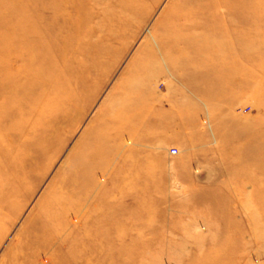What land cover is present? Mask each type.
<instances>
[{
    "label": "rangeland",
    "instance_id": "obj_1",
    "mask_svg": "<svg viewBox=\"0 0 264 264\" xmlns=\"http://www.w3.org/2000/svg\"><path fill=\"white\" fill-rule=\"evenodd\" d=\"M182 1L0 0V264H264V0Z\"/></svg>",
    "mask_w": 264,
    "mask_h": 264
},
{
    "label": "bare ground",
    "instance_id": "obj_2",
    "mask_svg": "<svg viewBox=\"0 0 264 264\" xmlns=\"http://www.w3.org/2000/svg\"><path fill=\"white\" fill-rule=\"evenodd\" d=\"M238 2H241V0H183L182 1V3L181 4H179V9H177L176 10V12L174 13V11H173V20L172 19H170V20H162V21H160L156 26H155V28H154V31H153V33H152V37H153V39H156V38H158V37H160V41L162 42V44L163 45H167V44H170V47H174L175 46V44H176V42H178V41H180V43H186V44H191V43H188V41H184V37L182 38L183 40H181L180 38L179 39H174V37H170L169 38V40H166L165 38H164V36H162L163 34H165L166 33V30L165 29H167V30H169L170 31V33L172 34V35H174L173 33L175 32V33H177V34H179V32L181 33L182 31H185V30H188V29H190V28H193V27H196V26H198V27H203V26H206V24H205V21H206V19H208V18H211V17H213V16H216V17H219V16H223L224 14L226 15V14H229L230 12H232V13H234L235 11L234 10H232V8H235L234 7V4L236 3H238ZM180 5H182V7L180 6ZM78 14H80V10H78ZM167 16L168 17H170L169 16V14H167ZM204 19V22L202 23V22H200V20L199 19ZM222 22H220V23H215V24H212L211 26L213 27V28H217V27H223L222 26ZM186 40V39H185ZM190 42V41H189ZM242 54H244L243 52H242ZM140 93H142V92H139V94ZM15 101H16V99H15ZM16 103V105H18V101L17 102H15ZM149 110L151 109L152 110V107H150L149 106V108H148ZM150 110V111H151ZM153 111V110H152ZM158 112L159 113H161V111L160 110H158ZM131 114V113H130ZM160 115V114H159ZM158 115V116H159ZM136 116H138V115H136ZM183 114L182 115H179V119H180V122H183L182 120H185V121H194L195 120V118L193 117V118H189V119H183ZM134 116H133V114H131L130 116H129V121H134V118H133ZM125 118V117H124ZM142 119L140 118V116L138 117V118H135V121L137 122H139V126H140V128H143L144 129V127H145V123H146V120H142ZM152 121H153V119H151ZM119 122V121H118ZM123 123H121L122 124V126H119V127H121L120 129V131L117 133V137H121V141H122V139H123V132H125V130L124 129H126L127 130V127L125 128V124H126V119H124L123 121H122ZM203 124H205V123H203ZM180 126H182V123H180ZM125 137V136H124ZM123 144V143H122ZM123 146V145H122ZM126 153V152H125ZM264 153V152H263ZM118 154V153H117ZM132 155H134V153H132L131 152V154H130V156H132ZM108 156H109V154H108ZM116 157H117V155H116ZM124 157L125 158H128V153L127 154H125L124 155ZM124 162H126V161H124ZM99 169L101 168V166H97ZM125 168V167H124ZM125 170V169H124ZM77 218H78V216L77 215H75L74 216V221L76 222L77 221ZM53 216L50 214H45L44 215V220H45V224L44 225H48L49 223H52V221H53ZM33 221V220H32ZM31 221V223H30V226H32L33 224V222ZM29 226V227H30ZM50 226V225H49ZM53 228H52V230L50 229L49 230V233H48V235L46 234V230H44V231H42V232H40V233H34L35 234V236L36 237H40V238H49V240H51L53 237H55L56 238V240L57 239H59L60 237L62 238V240H63V236H62V231H60L59 230V232H54L53 230H55L54 229V226H55V223H53L52 225H51ZM51 226H50V228H51ZM62 226V225H61ZM31 228V227H30ZM60 229V228H59ZM28 235V234H27ZM39 235V236H38ZM31 236V235H30ZM58 241V240H57ZM64 241V240H63ZM76 243V242H75ZM57 251V250H56ZM63 251V250H62ZM58 252V251H57ZM229 261H230V259L229 258H227ZM227 259H224V260H221L220 258H218V257H214V259H211V261H212V264H224V263H226L227 262ZM199 260V259H198ZM232 260V259H231ZM198 261H196V260H192V263L191 264H196ZM205 262V264H207V262H209L208 260H207V262L206 261H204ZM81 263V262H80ZM99 263V262H98ZM200 262H198V264H199ZM210 263V262H209ZM231 263V262H230ZM233 263V262H232ZM204 264V263H203Z\"/></svg>",
    "mask_w": 264,
    "mask_h": 264
},
{
    "label": "built area",
    "instance_id": "obj_3",
    "mask_svg": "<svg viewBox=\"0 0 264 264\" xmlns=\"http://www.w3.org/2000/svg\"><path fill=\"white\" fill-rule=\"evenodd\" d=\"M178 152V149L177 148H173V149H171V154H176Z\"/></svg>",
    "mask_w": 264,
    "mask_h": 264
}]
</instances>
